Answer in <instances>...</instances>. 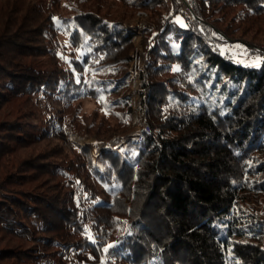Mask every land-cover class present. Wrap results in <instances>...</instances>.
I'll use <instances>...</instances> for the list:
<instances>
[{"label": "trees", "instance_id": "obj_1", "mask_svg": "<svg viewBox=\"0 0 264 264\" xmlns=\"http://www.w3.org/2000/svg\"><path fill=\"white\" fill-rule=\"evenodd\" d=\"M177 7L0 0V264H264V95L252 116L243 110L264 63L222 52L258 30L264 0H196L185 26L163 19ZM139 8L151 134L95 157L66 151L60 141L81 131L87 103L106 121L102 139L124 135V23ZM38 98L55 105L48 119L24 107Z\"/></svg>", "mask_w": 264, "mask_h": 264}, {"label": "rangeland", "instance_id": "obj_2", "mask_svg": "<svg viewBox=\"0 0 264 264\" xmlns=\"http://www.w3.org/2000/svg\"><path fill=\"white\" fill-rule=\"evenodd\" d=\"M175 2L178 5V7H177L178 11L176 12L175 10H172L170 12L169 11L166 12L163 16V19H166L168 16H172L173 17L172 20L177 23V18H179L183 22V25L185 26L186 24H185L184 19L187 18L191 22L194 19V17L189 11H187V9L183 8L177 2V0H175ZM194 5L195 4H191V10H192V7ZM135 12L133 13V15L128 20L125 21L124 26H128V27L130 26V23L135 16ZM192 12H193V10H192ZM146 23L148 26V15L146 17ZM177 24H180V23H177ZM156 32H158V31H156ZM143 38H144V32L142 35V48H143V51L146 52V50L143 47ZM222 39L226 42H229V40L226 38H222ZM263 44H264V20H263V22L260 23L257 31L247 30V31L241 33L240 37L238 36L235 39V41L229 42L228 44L224 45L222 47V52L225 56L233 59L235 62H237L240 65H243V66L253 65V66H255L254 62L257 60L258 57L260 58V63H264V57L261 56L260 54H258V53L264 52V45ZM132 48L133 47H132V42H131V50H130L129 56H131ZM251 51H254V53H252ZM130 59H131V57H130ZM128 68H129V63L127 65V76H128ZM128 81H129V77H128ZM263 95H264V86L262 87V89L259 92L251 95L246 100V102L243 106V110L247 116L253 115L254 110H255L257 104L259 103V101L261 100V98L263 97ZM53 97H54V93L49 94L48 95V98H49L48 101L50 99H52ZM130 98H131V90H130ZM45 104H46L45 100H42V99H39L38 102L37 101L34 102V100L27 99L26 102L24 103V107L26 108V110L38 108V111L41 113L42 118L44 120V119H48V116H52L50 109L55 108L54 104L50 105V109L48 108V106H45ZM92 108H93V104H91V103H87L85 105V107L83 108V110L85 112V117L83 118V123L80 125L81 131L78 134H71L67 138H63L60 141V145L66 151L70 150L74 145L87 146L90 149L91 154L95 157L101 152V150L108 149L110 143H112L115 140L116 141L118 140V142H119L121 140V138L125 137L126 135H128L132 131V126H131V124H132V122H131V117H132L131 111L132 110L130 108V110L126 114L124 121H123V126L125 128L124 135L114 136L113 138H111L108 141L109 142L108 143L106 141V139L101 138L103 136V132H102V128L100 127V124L106 123V121L104 119L97 118L96 114L92 113V111H93ZM213 111H214L216 117H220V113L216 109H214ZM52 112H55V110H53ZM116 147L110 148L109 151H117L120 146L117 148ZM263 201H264L263 198L258 199L255 202L256 207L260 209L263 206ZM253 204L254 203L250 204L249 206L252 207ZM242 240H244V239H242Z\"/></svg>", "mask_w": 264, "mask_h": 264}, {"label": "built area", "instance_id": "obj_3", "mask_svg": "<svg viewBox=\"0 0 264 264\" xmlns=\"http://www.w3.org/2000/svg\"><path fill=\"white\" fill-rule=\"evenodd\" d=\"M137 1L141 6H145L151 0ZM177 2L183 8L187 9V11H189L188 7L191 9V4H196V0H177ZM146 17L147 13L144 8L137 9L134 18L128 27L131 32V42L133 47L128 68L129 85L131 90L130 102L132 110V131L125 137L121 138L120 144L117 147L128 141L135 144L140 143L144 136L151 134V130L143 116V102L145 100V96L141 83V74L143 67L147 62V52H144L142 48V35L147 26ZM82 197L83 195L80 194V198Z\"/></svg>", "mask_w": 264, "mask_h": 264}, {"label": "snow or ice", "instance_id": "obj_4", "mask_svg": "<svg viewBox=\"0 0 264 264\" xmlns=\"http://www.w3.org/2000/svg\"><path fill=\"white\" fill-rule=\"evenodd\" d=\"M53 20L56 21L57 24H59L58 18L53 17ZM177 23H180L181 26H184L183 25V22L179 18H177ZM254 63H255V66L256 67H259L260 66V58L258 57L257 60ZM174 70H176V69H174ZM98 102H103V98L102 97L99 98ZM105 114H107V111L106 110H105ZM108 247L111 248V247H113V245H109ZM105 251H107V249H105Z\"/></svg>", "mask_w": 264, "mask_h": 264}, {"label": "bare ground", "instance_id": "obj_5", "mask_svg": "<svg viewBox=\"0 0 264 264\" xmlns=\"http://www.w3.org/2000/svg\"><path fill=\"white\" fill-rule=\"evenodd\" d=\"M121 141V140H120ZM120 141L118 142V140L116 141H113L112 143H110V145H109V147H108V149H110V148H115L119 143H120Z\"/></svg>", "mask_w": 264, "mask_h": 264}, {"label": "water", "instance_id": "obj_6", "mask_svg": "<svg viewBox=\"0 0 264 264\" xmlns=\"http://www.w3.org/2000/svg\"><path fill=\"white\" fill-rule=\"evenodd\" d=\"M186 4V3H185ZM187 6V5H186ZM189 12L193 15L194 18H196V16L194 15V13L192 12V10L188 7ZM221 35V34H220ZM109 143V142H108ZM109 150V149H106Z\"/></svg>", "mask_w": 264, "mask_h": 264}]
</instances>
